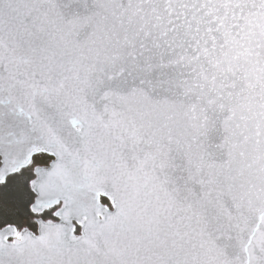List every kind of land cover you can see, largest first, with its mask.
<instances>
[{"label": "snow or ice", "instance_id": "1", "mask_svg": "<svg viewBox=\"0 0 264 264\" xmlns=\"http://www.w3.org/2000/svg\"><path fill=\"white\" fill-rule=\"evenodd\" d=\"M0 264H264V0H0Z\"/></svg>", "mask_w": 264, "mask_h": 264}]
</instances>
